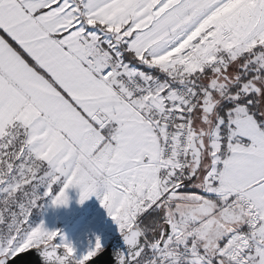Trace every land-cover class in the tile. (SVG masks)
Here are the masks:
<instances>
[{
  "label": "snow or ice",
  "instance_id": "snow-or-ice-1",
  "mask_svg": "<svg viewBox=\"0 0 264 264\" xmlns=\"http://www.w3.org/2000/svg\"><path fill=\"white\" fill-rule=\"evenodd\" d=\"M71 188L113 264H264V0H0V264L100 260Z\"/></svg>",
  "mask_w": 264,
  "mask_h": 264
},
{
  "label": "rangeland",
  "instance_id": "rangeland-1",
  "mask_svg": "<svg viewBox=\"0 0 264 264\" xmlns=\"http://www.w3.org/2000/svg\"><path fill=\"white\" fill-rule=\"evenodd\" d=\"M79 191L78 188L68 190L66 205L52 206L50 200L42 201V209L38 210L41 216L35 224L43 222L49 231L59 230L78 253H85L97 237L107 245L112 237L120 234L106 210L101 207L100 200L92 196L81 204Z\"/></svg>",
  "mask_w": 264,
  "mask_h": 264
},
{
  "label": "water",
  "instance_id": "water-1",
  "mask_svg": "<svg viewBox=\"0 0 264 264\" xmlns=\"http://www.w3.org/2000/svg\"><path fill=\"white\" fill-rule=\"evenodd\" d=\"M122 241L120 235L113 237L106 245V251L100 260L92 262V264H113L112 252L114 249L119 248ZM25 260H34V256L24 257ZM19 264V262H18Z\"/></svg>",
  "mask_w": 264,
  "mask_h": 264
},
{
  "label": "trees",
  "instance_id": "trees-1",
  "mask_svg": "<svg viewBox=\"0 0 264 264\" xmlns=\"http://www.w3.org/2000/svg\"><path fill=\"white\" fill-rule=\"evenodd\" d=\"M40 208L42 209V207H37V208L33 209L32 219H33L34 222L38 221L39 220V216H41V213L38 211V210H40Z\"/></svg>",
  "mask_w": 264,
  "mask_h": 264
}]
</instances>
